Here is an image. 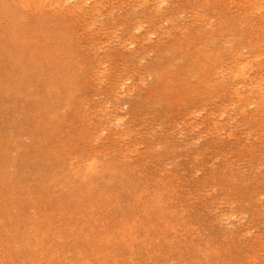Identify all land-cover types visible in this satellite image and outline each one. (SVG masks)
Returning a JSON list of instances; mask_svg holds the SVG:
<instances>
[{"label": "rangeland", "instance_id": "obj_1", "mask_svg": "<svg viewBox=\"0 0 264 264\" xmlns=\"http://www.w3.org/2000/svg\"><path fill=\"white\" fill-rule=\"evenodd\" d=\"M0 264H264V0H0Z\"/></svg>", "mask_w": 264, "mask_h": 264}]
</instances>
